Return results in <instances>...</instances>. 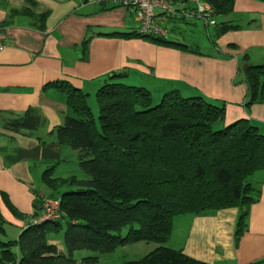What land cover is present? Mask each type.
Returning a JSON list of instances; mask_svg holds the SVG:
<instances>
[{"label": "trees", "instance_id": "obj_1", "mask_svg": "<svg viewBox=\"0 0 264 264\" xmlns=\"http://www.w3.org/2000/svg\"><path fill=\"white\" fill-rule=\"evenodd\" d=\"M205 1L214 9V37L240 28L228 19L235 0ZM185 6L190 4L184 2ZM161 19L168 29L165 37L142 35L138 29L121 34L199 52L171 36L177 29L164 24L165 19L174 24L190 19L168 15ZM87 43L85 40V48ZM245 72L249 104L262 101L264 64L248 65ZM52 85L66 95L71 111L55 129L56 141L77 151L87 178L55 177V165L44 171L43 180L56 191L45 197L60 199V218L53 221H31L41 214L44 196L36 197L34 213L28 216L0 192L14 216L30 219L18 238L0 239V264H102L118 248L138 242H153L157 247L124 264H211L167 245L174 219L232 207L239 209L235 239L241 238L251 205L261 195V186L253 179L264 169V132L257 125L241 119L221 127L224 104L185 96L179 90L155 100L146 87L122 81L97 90L96 116L87 93L67 82ZM44 124L39 109L30 107L21 116L8 119L5 128L30 134ZM14 156L5 155L8 165L15 161ZM63 186L74 188L59 191ZM5 224L0 212V235L6 233ZM62 230L67 252L48 242V234ZM82 250L91 254L76 258L75 253ZM253 264H264V259Z\"/></svg>", "mask_w": 264, "mask_h": 264}, {"label": "crops", "instance_id": "obj_2", "mask_svg": "<svg viewBox=\"0 0 264 264\" xmlns=\"http://www.w3.org/2000/svg\"><path fill=\"white\" fill-rule=\"evenodd\" d=\"M228 19L246 22L218 37L209 33L208 49L182 34L171 35L199 50L193 52L123 36L139 26L130 8L85 0H0V27L7 36L0 52V192L28 216L34 213L37 196L53 192L35 186L46 163L60 166L65 153H71L55 137V129L70 113L66 95L52 85L57 82H67L89 97L116 81L146 87L155 100L179 90L185 96L224 104L221 127L248 119L264 132V99L249 104L245 72L248 65L264 64V1L235 0ZM30 107L45 117L42 127L30 134L5 128L8 119ZM9 153H15V161L8 165ZM55 172L53 176L64 177ZM253 179L261 186V195L251 205L247 230L238 241L239 209L232 207L177 216L167 245L211 264H253L264 259V169ZM0 212L5 226L17 229L12 238H18L30 219L14 216L1 196ZM156 247L153 242L126 245L102 264H124Z\"/></svg>", "mask_w": 264, "mask_h": 264}, {"label": "built area", "instance_id": "obj_3", "mask_svg": "<svg viewBox=\"0 0 264 264\" xmlns=\"http://www.w3.org/2000/svg\"><path fill=\"white\" fill-rule=\"evenodd\" d=\"M85 2L130 8L139 23L138 32L142 35L167 36L168 29L163 26L162 15L183 16L186 19L201 18L210 25L216 23L214 9L205 0H85ZM184 2H188L190 6L182 7ZM6 38L5 31L0 27V52L6 48ZM59 206L58 197H44L41 214L31 221L39 223L58 220L60 218Z\"/></svg>", "mask_w": 264, "mask_h": 264}, {"label": "rangeland", "instance_id": "obj_4", "mask_svg": "<svg viewBox=\"0 0 264 264\" xmlns=\"http://www.w3.org/2000/svg\"><path fill=\"white\" fill-rule=\"evenodd\" d=\"M239 20H240L239 23L237 22V24H239V25L245 24V22H246L245 19H239ZM164 24L170 30H171V28H176L177 29L176 35L181 36V34H182L188 42H190V41L197 42L199 44V46L202 47L201 49H203V48L208 49L210 47V41H209L208 35H209V33L214 35L213 34L214 28L212 25L206 26L203 19L195 18V19L190 20V22H187V23L184 22V23H176V24L169 22L167 19H165ZM88 104L91 107L93 113L96 116H98L99 107H98L97 100H96V93L92 97H88ZM67 148H69L68 150H70L71 153H69V152L65 153V159L66 160L64 162H62L60 166H59V164H57V166L54 167L55 170L57 169V172L54 171L55 174H57L59 172L60 175H62L64 177H66L67 175H69V176L70 175H77L79 178H87L85 173L80 169L79 160L77 158L78 157L77 151L72 149L71 147H67ZM50 165H51V163H46L44 165V169L50 167ZM42 180H43V178H42V172H41V176H39L37 178V182H36L35 187L38 190H40L41 188L44 187L43 190L46 193L48 190H50V188L47 186V184L42 185V183L44 182V180H43V182H42ZM72 188H74V187L63 186V187L59 188V191L63 192L67 189H72ZM54 193H56V191H54ZM5 227H6L7 233L0 235V239L2 241H7L9 239H13L12 237L15 236V233H17V229H12L9 225H6ZM20 233L21 232L18 233V237H19ZM63 233H64V230L60 231L59 233L48 234V242L55 244L61 251L67 252V248H66V245L64 242ZM126 233H127V229L123 230V234H126ZM119 250H121V248ZM88 254H91V252L88 250L77 251L75 253V257L80 258V257L88 255Z\"/></svg>", "mask_w": 264, "mask_h": 264}]
</instances>
